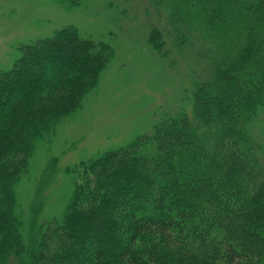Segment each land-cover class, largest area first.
Returning <instances> with one entry per match:
<instances>
[{
  "label": "trees",
  "instance_id": "16d2710c",
  "mask_svg": "<svg viewBox=\"0 0 264 264\" xmlns=\"http://www.w3.org/2000/svg\"><path fill=\"white\" fill-rule=\"evenodd\" d=\"M149 1L170 10L180 46L196 32L227 43L193 75L191 112H165L128 146L68 170L64 215L30 247L17 187L38 143L84 108L116 51L67 26L20 45L0 69V264L264 263V0ZM149 42L165 48L159 26Z\"/></svg>",
  "mask_w": 264,
  "mask_h": 264
},
{
  "label": "rangeland",
  "instance_id": "374dc122",
  "mask_svg": "<svg viewBox=\"0 0 264 264\" xmlns=\"http://www.w3.org/2000/svg\"><path fill=\"white\" fill-rule=\"evenodd\" d=\"M169 12L149 0H88L75 8L54 0H0V69L13 67L20 45L67 26L116 51L84 108L63 121L51 141L38 143L29 173L17 187L29 247L45 222L63 217L74 192L69 169L128 146L165 112H191L192 77L209 68L208 55L227 43L226 34L196 32L180 46L169 32ZM155 25L163 31L164 49L149 42ZM257 126L264 133V113Z\"/></svg>",
  "mask_w": 264,
  "mask_h": 264
}]
</instances>
